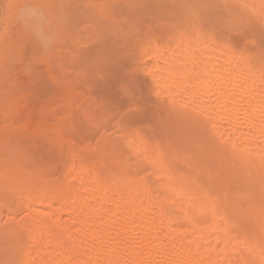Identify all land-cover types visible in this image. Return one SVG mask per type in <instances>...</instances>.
Here are the masks:
<instances>
[{
	"label": "bare ground",
	"instance_id": "bare-ground-1",
	"mask_svg": "<svg viewBox=\"0 0 264 264\" xmlns=\"http://www.w3.org/2000/svg\"><path fill=\"white\" fill-rule=\"evenodd\" d=\"M36 1H8L9 10L19 13L23 30L30 25L29 31L53 41L73 22L58 14L73 0H42V9ZM145 18H153L155 27L142 30ZM89 22L100 41L137 48L128 54L142 59L139 71L149 79L143 86L150 99L144 94L136 101V115L122 112V105L118 114L115 93L111 99L101 90L106 115L114 112L119 120L110 117L118 123L101 109L99 120L91 116L102 128L90 116L88 134L77 123L88 118L66 111L79 127L57 128L79 137L69 132L72 138L57 134L51 141L49 133L56 154L49 149V161L44 156L36 165L9 148L12 143L0 145L2 259L264 264V0H123L109 18ZM119 65L112 70H122Z\"/></svg>",
	"mask_w": 264,
	"mask_h": 264
},
{
	"label": "rangeland",
	"instance_id": "rangeland-1",
	"mask_svg": "<svg viewBox=\"0 0 264 264\" xmlns=\"http://www.w3.org/2000/svg\"><path fill=\"white\" fill-rule=\"evenodd\" d=\"M8 1H12V0H0V54H1L0 55V65H1L0 66V145L7 146L8 144L9 146L12 143L13 148L12 146L9 148H11L12 150L22 152L23 155L25 153L24 155L25 158H26V155L28 154L27 158H28L29 163H32L33 161L32 164L36 165L37 163L36 161H40L41 159H42V162L46 161L45 158H48V161H49V157L45 155L47 154V152L48 153L51 152L49 150L51 149V147H54L53 142H51L52 144L47 142V138H49L50 135L52 137H54V135L55 137H57L58 135H61V136L63 135V137L69 139L68 137L71 134L69 132H72V131L70 129H68L69 132H66V131H67V128H70L68 126L70 124L69 122H71L72 119H70L71 117L69 115L70 113H67L66 111L70 110L72 113L74 112L73 116L77 113L75 117L78 114L81 117L80 114L83 113L82 116L84 117V119L88 118L87 119L88 121L86 119H85L86 121L81 119L84 122H82L81 120L77 121V123L80 121L79 124L82 125L81 127H79L78 124H75L76 123L75 121H74L75 123L73 122L75 126L86 129L87 131L86 130L85 131L88 134L90 132L88 129L94 126L93 122H91L92 124L89 123V117L92 115V113L97 115L99 113L105 112L104 107L106 108L105 103L107 102V100H105L106 95L107 97L111 98L115 93L114 96L116 97L113 99L111 98L112 100L111 99L109 100H111L112 104L113 102L115 103L114 107L115 106L117 108L119 107L118 110L121 108L119 105H122L123 108L120 109L122 110V112L126 111L129 113L130 111H132V114L136 115L138 111H141L140 110L141 108L136 106L137 105L136 101H139V100L141 101L142 99L146 97L148 98L149 94H146V91H145L146 90L145 88L147 87H144V86L146 85L149 86V83L148 82L146 83V81H149V79L148 77H146L147 75L139 71V69L142 67L143 62H142V59L140 58L136 59V55H133L135 54L137 48L130 47V46L127 47L126 45L124 46V43H122V41L120 40L118 41L119 43L118 42L115 43L112 40L108 42L105 41L106 43L103 41H100V39L95 37L94 33H92L91 30L88 28L89 25L91 24L89 20L93 22V18L97 21L106 19L110 17L111 12L113 10L114 11L121 10L123 0H73V4L67 2L69 5V8L60 7L58 9V14L60 16H63L65 19L66 18L68 19L69 17L70 18L69 24L71 23V20H73V22L72 24L69 25L68 28H65L63 33L58 35L53 41H51L48 34H43V37H44L43 38L41 37L42 33L41 34L38 32L36 33V31H34L32 28L29 31L28 28L30 29L31 27L30 25L29 27H25V29L27 28L26 30L25 29L23 30L24 27L22 26H25L26 24L24 25L22 24L23 22H20L21 19L17 17L19 15L18 12H15V14L14 13L11 14L12 11L14 12L15 10L14 9L9 10ZM13 1H17V0H13ZM41 1L42 0L36 1L38 2V4L35 2L36 3L35 5L39 6V7L35 6L36 8L42 9L43 6H45L43 2ZM40 5H43V6L41 7ZM100 11L102 12L99 13ZM98 14L101 16L98 17L97 16ZM149 20H151V22L147 21V19L145 18L146 23L145 24L142 23L143 24L141 25L142 30L144 28L143 27L144 25L149 24L150 26L151 23L153 27L155 21L153 20V18ZM21 27H22V30H21ZM44 28H42L43 31L44 30L47 31V28L46 27ZM32 31H34L36 34L33 32L34 35H30V33L33 34ZM36 36H38L37 37L38 41H36L37 40ZM39 38L41 40H39ZM43 39L45 40V42L42 41ZM155 39L158 42L160 41V38H155ZM9 46L11 49L9 48L8 51H4ZM103 48H106L105 49L106 51H103L104 50ZM131 48L133 49L134 53L133 54L130 53V54L135 56V58L131 56L130 54H128ZM44 50L45 52L49 51L50 53L49 52L44 53L43 52ZM52 54L54 56H50ZM48 55L51 58L50 57L47 58ZM114 56H117L116 59L114 58ZM82 58L83 59L87 58L88 60H86V62L82 64L83 62ZM144 63L147 64L149 62L144 61ZM118 65L124 72H122V70H119V68H117L116 72L112 70L114 66L117 67ZM117 72H120L123 74L119 75L120 73L117 74ZM115 74L118 76H116ZM124 78L128 80V81L126 80V83H125V80H123ZM143 80L145 81L143 82ZM134 81L135 83H137L138 81L137 84L139 85H140V82L142 84L140 85V87L139 85L135 86L136 84H134ZM64 82L65 83L67 82L68 84L66 85ZM121 82L123 84H121ZM124 85L125 86L127 85L128 87L127 86L124 87ZM131 86H133V88L134 89L136 88L137 90H132L133 88H131ZM129 87L131 90L129 89ZM126 88H128L131 92L127 91L128 89ZM139 88L140 90L143 91V93L139 91ZM101 90H104L107 94L105 93L106 94L105 95L104 93H101ZM107 90L108 92L113 93V94L108 93ZM132 91H135L136 93H138L137 96L140 99L139 98L135 99V97L134 99H132L133 98L132 96L134 95V94L133 95L131 94ZM102 94H103V97H102ZM144 94L146 95V97ZM67 96L69 98L72 96L71 98L73 99L70 98V101H69V98L67 99ZM149 99H150V96H149ZM118 101L119 102L121 101L122 103L116 105ZM131 102L134 103V105ZM108 103L111 104L110 101H108ZM132 106L133 107L135 106L134 109H137V110L134 111ZM114 107L112 105V109H114ZM127 107L131 108V110ZM126 108L129 110H127ZM101 109H104V111L102 110L101 112ZM114 111H116L115 113H118V114L122 113L121 111L119 112L115 109ZM89 112L91 113L90 115H88ZM107 112H108L107 115H109L110 114L109 111ZM115 113L114 115H117ZM84 114H87L88 117H86ZM94 114H93V117H95ZM127 114L124 113V115H127ZM66 115L67 116L69 115L70 117L68 116L69 118L68 117L66 118L65 117ZM99 115H97V120H99L98 119ZM103 115L107 116L106 112L103 113ZM111 115H109L108 117H110ZM124 115L121 114L119 116H124ZM129 115H131V112L129 113ZM108 117H105V119L106 118L108 119ZM71 118H74V117H71ZM91 118L92 116L90 117V119ZM112 118L114 122L112 121L111 122L113 124L114 123L117 124L118 122H116L115 120L118 119V115L116 117L117 119L115 118V116ZM112 118L110 117L109 119L112 120ZM105 119L103 118V120L102 119L100 120H102L101 122L103 123L106 121ZM92 120L95 123V120L93 118ZM107 122L109 123L110 121H107ZM107 122L105 123L108 124ZM57 123L58 125L63 124V126H65V123L66 125L68 123L69 124L66 126L67 127L66 129L64 128L65 131H62L64 129L60 126L62 130L61 129L59 130V127L57 128L58 126ZM96 123L100 124V121L99 122L97 121ZM96 123L95 125H97ZM105 123L103 127L104 128L110 127V130H111L112 129L111 127L113 125L112 124L111 126L108 125V127L106 125L105 127ZM73 124H72V127H74ZM101 125L99 126L97 125V126L99 128H102L100 127ZM78 127H75V128L78 130ZM55 128L58 129V131ZM76 129L75 131L78 132ZM94 130L96 129L93 128L92 131ZM13 131L15 133L11 135L10 132L13 133ZM56 132H59L61 134L56 133ZM63 132H66V133L63 134ZM65 134H68V135H65ZM25 136L28 140L25 138ZM77 136L78 134H76L74 137H77ZM55 137L52 138L51 141H53ZM70 137L72 138V136ZM25 139L28 142L27 141L24 142ZM34 141L36 145H38V147L35 145ZM29 142H31V144L27 145L29 144ZM17 143H19L20 149H18L19 145H17ZM24 144L26 145L27 148L24 146ZM21 147H23L22 150H21ZM42 148L43 149L46 148V149L43 150ZM51 150H53L54 155H55L56 154L55 148H52ZM31 156H33L34 158ZM51 158L53 159V156ZM50 162L53 163L54 161L52 162L50 160ZM37 164H39V162ZM52 166H55V165H52ZM2 255L3 254L0 251V264H9L8 262L2 259Z\"/></svg>",
	"mask_w": 264,
	"mask_h": 264
}]
</instances>
